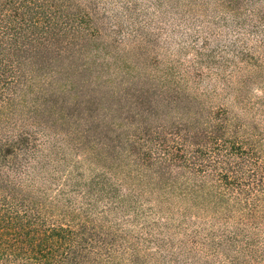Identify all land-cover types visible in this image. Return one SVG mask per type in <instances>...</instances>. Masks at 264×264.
I'll return each instance as SVG.
<instances>
[{
	"label": "trees",
	"instance_id": "1",
	"mask_svg": "<svg viewBox=\"0 0 264 264\" xmlns=\"http://www.w3.org/2000/svg\"><path fill=\"white\" fill-rule=\"evenodd\" d=\"M78 1L0 0V118L19 115L20 130L12 145L0 148V155L14 153L0 161L1 169L13 173L0 179V264H242L230 251L246 253L236 247L237 226L244 229L264 208V128H246L224 108L207 111L179 85L168 89L152 85L145 73L132 75L129 52H113L120 40L104 39L98 2ZM102 51L110 56L107 62L98 60ZM169 109L177 114L172 121L165 120ZM28 123L68 133L79 150L93 142L94 159H129L137 179L151 189L161 185L175 195L178 183L181 194L195 199L208 185L205 198L212 197L214 206L229 203L230 214L233 208L240 212L231 223L235 230L229 231L227 215L219 236L210 231L200 243L198 229L179 223L174 226L185 237L176 241L173 223L143 217L134 188L116 201V185L106 174L70 183L73 191L85 186L77 206L72 199L62 206L32 194L29 170L40 172L52 158L29 165L44 142L38 132L29 133ZM104 198L109 204L100 207ZM117 210L124 218H112ZM131 210L145 220L144 235H132L124 225ZM153 243L158 251L149 253Z\"/></svg>",
	"mask_w": 264,
	"mask_h": 264
},
{
	"label": "rangeland",
	"instance_id": "2",
	"mask_svg": "<svg viewBox=\"0 0 264 264\" xmlns=\"http://www.w3.org/2000/svg\"><path fill=\"white\" fill-rule=\"evenodd\" d=\"M87 1L78 2L85 5ZM96 1V18L100 20L104 39L120 40L117 48H112L113 52H129L128 57L133 62L129 68L132 75L145 73L152 77V85H164L168 89L179 85L180 91L197 104L201 103L207 111L224 108L232 119L237 117L246 128L255 123L264 128V0H233L231 4L229 0ZM94 52L95 48H91L90 55ZM101 54L97 55L100 62L110 59L104 51ZM111 83L118 87L117 83ZM183 98L186 100L185 96ZM136 109L134 107V111ZM194 109L192 106L191 113ZM176 115L174 109H169L165 120L172 121ZM17 117L19 115L13 114L10 118L3 115L0 118V148L1 145H12V138L16 141L19 137ZM186 117L183 115L184 119ZM119 119L116 118L117 122ZM27 127L31 134L38 132L44 142L36 154V160L32 158L29 165L42 166L40 158H52L51 162L46 160L47 168L40 172L29 170L30 177L27 179L32 181L25 182L32 194L58 200L62 206L72 199L77 206L84 199L85 186L73 191L70 183L79 181L85 184L91 181L95 173L106 174L116 185V201H119V195H127L134 188L137 194L135 206L142 211L143 217L159 221L162 226L173 223L170 231L176 241L185 237L183 229L179 232L174 226L179 223L189 231L198 229L200 243V239L205 241L210 237V231L219 236L227 215L231 216L227 218L231 221L229 231L235 230L231 223L239 221L240 212L233 208L230 214L227 210L231 208L229 203L214 206L212 197L205 198L208 185L196 191L199 193L195 199L187 196L190 194H181L178 183L174 189L175 195L161 185L151 189L146 182L137 179V171L129 159L112 162L95 157L99 162L92 157L91 141L86 144L87 150H79L64 131L31 123ZM28 135L32 140L33 136ZM261 145L264 147V141ZM97 152L99 155L102 153ZM12 154L8 157L0 155V161L5 157L12 160ZM9 172L13 174L11 170L0 167V179H6ZM59 189H64L65 194L58 195ZM104 204H109L105 198L99 201L100 207ZM127 213L124 220L128 221L124 225L129 233L144 235L145 220L135 218L132 210ZM111 214L115 219L116 216L123 217L124 212L117 210ZM244 229L238 224L240 241L236 247L239 245L240 250L246 248V253L230 251L231 255H237L242 264H264V208L256 213L254 222L244 226ZM155 245L150 244L147 251L157 252ZM201 252V255L207 253Z\"/></svg>",
	"mask_w": 264,
	"mask_h": 264
}]
</instances>
